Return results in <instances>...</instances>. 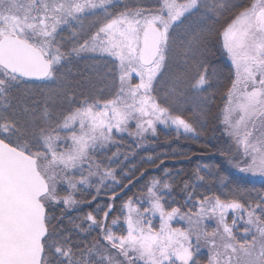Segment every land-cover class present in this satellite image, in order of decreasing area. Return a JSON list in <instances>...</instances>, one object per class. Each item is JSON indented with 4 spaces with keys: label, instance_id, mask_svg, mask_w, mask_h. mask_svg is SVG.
<instances>
[{
    "label": "snow or ice",
    "instance_id": "snow-or-ice-1",
    "mask_svg": "<svg viewBox=\"0 0 264 264\" xmlns=\"http://www.w3.org/2000/svg\"><path fill=\"white\" fill-rule=\"evenodd\" d=\"M213 35L233 67L218 117L230 162L264 177V0H0V264H264V192L203 165L179 184L162 169L128 196L109 154L118 135L142 145L158 126L198 138L182 85L213 86ZM86 59L110 88L72 77ZM173 64L183 71L158 91ZM89 189L110 200L82 212Z\"/></svg>",
    "mask_w": 264,
    "mask_h": 264
},
{
    "label": "trees",
    "instance_id": "trees-1",
    "mask_svg": "<svg viewBox=\"0 0 264 264\" xmlns=\"http://www.w3.org/2000/svg\"><path fill=\"white\" fill-rule=\"evenodd\" d=\"M144 2L145 4L154 5L157 0H144ZM90 19L85 21V28L88 27ZM223 22L224 20L221 19L219 24H214L213 26L218 29ZM194 23L198 22L195 19L186 21L185 24L177 28V33L182 34L188 24ZM209 47V82L213 86L208 88L207 91L195 90L192 87L193 82L190 75L184 80L182 85L187 92L188 100L182 106L181 111L190 122H196L194 126L197 127L199 133L198 138H189L187 134L178 136L173 128L158 126L157 135L155 137L149 136L142 145L138 144L133 137L124 135L121 139L118 135L119 145L111 147L109 154L113 152L119 153V163H114L112 166L120 173L117 178L128 185L130 191L125 190L128 196L139 194L143 182H146V178L150 179L152 176L163 175L162 169L170 170L173 174L180 172L181 175L177 177V184H179V181L186 179L196 167H202L203 165L215 166V171L229 183V187L254 189L264 192V177L254 178L240 173L232 169L225 159V154L229 153L230 142L227 137L222 135L221 123L218 117L221 115L223 96L228 78L232 75L233 67L222 48L221 41L215 35H213ZM69 69L72 77L80 80L82 84L86 83L82 77H89L91 82L98 87L110 88V85L101 84L97 79V73L103 76L106 72L103 63L86 59L70 65ZM213 69H215V75H211ZM65 71H68V69H65ZM182 71V67L175 64L171 65L167 70V74L160 81L158 91L170 88L174 75ZM34 84L39 85L41 88L56 86L52 82L47 81H36ZM29 86L33 85L30 84ZM210 96L214 97V100L209 101L205 105L204 100ZM161 160H163L162 164ZM152 161L155 162L153 163ZM141 173L144 175L141 176ZM125 174L131 176L135 187L129 184L127 180H123V175ZM211 179L214 183H210L208 186H214L219 191L226 190L222 183L215 182L214 177ZM204 190L206 188L201 189V191ZM117 192L123 195L119 189H117ZM93 195H96L95 200H92ZM173 195L178 201L181 200L178 188ZM110 196V189L102 190L98 195L94 189L83 192L78 197L84 201L82 212L91 211L92 207L97 204L99 206L106 205L110 200ZM116 204L117 207L120 206L119 199ZM59 211L60 209H57V212Z\"/></svg>",
    "mask_w": 264,
    "mask_h": 264
},
{
    "label": "rangeland",
    "instance_id": "rangeland-1",
    "mask_svg": "<svg viewBox=\"0 0 264 264\" xmlns=\"http://www.w3.org/2000/svg\"><path fill=\"white\" fill-rule=\"evenodd\" d=\"M229 60H230V59H229ZM225 159L227 160L228 165H229L232 169H234V170L240 172L237 168L233 167V164L230 162V153L225 154ZM240 173H242V172H240ZM243 174L248 175V176H251V177H254V178H261V176H259V175H251V174H248V173H243ZM205 253L207 254L206 250H205Z\"/></svg>",
    "mask_w": 264,
    "mask_h": 264
}]
</instances>
